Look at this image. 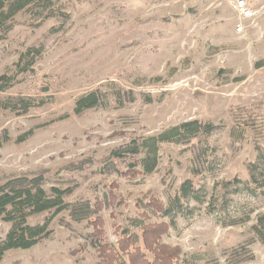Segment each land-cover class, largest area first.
Returning <instances> with one entry per match:
<instances>
[{
  "label": "rangeland",
  "instance_id": "374dc122",
  "mask_svg": "<svg viewBox=\"0 0 264 264\" xmlns=\"http://www.w3.org/2000/svg\"><path fill=\"white\" fill-rule=\"evenodd\" d=\"M237 1L56 0L69 16L65 22H41L18 13L12 30L0 40V75L14 74L15 62L28 47H41L42 53L32 71L18 74L0 98L49 101L22 114L0 110V183L12 174L42 173L46 189L75 186L70 201H96L106 194L109 202L99 214L105 241L115 244L119 228L139 212L138 200L155 197L164 203L191 177V145L173 143L160 146L157 169L148 177L95 173L110 149L134 136L192 119L211 121L218 129L201 144L215 169L194 180L205 182L209 194L218 192L220 182L246 180V164L255 161L257 146L264 148V0H245L253 12L249 18L241 17ZM238 24L241 32L236 31ZM95 88L131 92L133 100L118 105L110 97L106 108L73 115L74 100ZM63 115L60 121L40 125ZM232 127L242 128V139L229 135ZM31 128L26 141H16ZM84 159L93 165L82 171L66 168ZM117 166L126 171V160ZM205 206L188 221L178 219L163 241L187 255L198 253L225 264L224 250L253 235L257 216L264 214V197L229 194L225 212L249 214L247 221L232 226H224ZM8 227L0 220V239ZM50 228V238L30 249L9 250L0 264L97 263L96 251L86 243L92 231L89 221H72L61 211ZM248 248L253 257L240 264H264V243L255 241Z\"/></svg>",
  "mask_w": 264,
  "mask_h": 264
},
{
  "label": "trees",
  "instance_id": "16d2710c",
  "mask_svg": "<svg viewBox=\"0 0 264 264\" xmlns=\"http://www.w3.org/2000/svg\"><path fill=\"white\" fill-rule=\"evenodd\" d=\"M22 12L29 13L34 20L41 22L49 18L61 19L65 22L69 17L56 4V0H0V40L12 30L15 16ZM41 53L42 48L35 46H30L21 52L14 64V74L0 75V92L12 87L18 74L32 71ZM110 97L118 105L133 100L131 92L122 94L116 88L114 92L95 88L84 92L74 100L72 114L81 116L90 109L106 108L109 106ZM48 101L47 98L7 96L0 98V110L22 114L32 108L42 107ZM64 117L66 115L49 119L40 125H50ZM245 124L249 125L248 122ZM250 125L256 128L254 124ZM217 129L218 126L211 121L198 119L183 121L158 133L134 136L127 142L110 149L108 154L98 161L101 166L95 172L97 174L135 173L148 177L157 169L159 149L162 144L191 145L192 156L189 160L191 177L183 179L164 203L155 197L138 200L139 212L136 216L128 217L126 226L118 229L119 237L115 244L105 241L103 220L99 214L109 202L106 194L104 199L96 201L89 199L70 201L75 186L62 188L51 185L46 189L45 177L42 173L6 176L0 183V220L8 223L9 227L0 239V261L9 250L30 249L50 238L53 233L50 228L53 217L61 211H66L72 221H89L92 226V231L86 235V243L97 253L96 264H200L202 260H204L203 264H219L215 258L203 257L198 253L187 255L180 247L163 241L170 229L177 226L178 219L185 221L192 219L202 205H206V211L215 214L218 221L222 220L224 226H232L247 221L249 214L236 217L225 212L223 204L227 205L229 194L237 195L244 192L251 198L264 197V148L260 146H257L255 161L246 164L248 173L246 180L234 177L220 182L217 184L216 194L214 192L209 194L205 182L194 180L195 177H201L215 169L213 158H209L206 147L201 143L203 138L209 137ZM254 131L257 135L260 133L263 135L259 129ZM32 133L33 128L19 135L16 141L24 142ZM229 135L234 139H242L244 131L242 128L232 127ZM123 160H126V171H122L117 166V161ZM92 165L93 160L84 159L73 162L66 168L82 171ZM252 211L250 210L249 213ZM45 213L51 215L44 216L39 222H30L33 217ZM252 232L253 235L242 244L224 250L225 264H240L252 259L249 245L255 241L264 243V214L257 216Z\"/></svg>",
  "mask_w": 264,
  "mask_h": 264
},
{
  "label": "built area",
  "instance_id": "2783aa9c",
  "mask_svg": "<svg viewBox=\"0 0 264 264\" xmlns=\"http://www.w3.org/2000/svg\"><path fill=\"white\" fill-rule=\"evenodd\" d=\"M235 7L239 10L242 18L252 17L253 12L246 8L245 0H238L235 4ZM243 30V26L238 24L236 27V31L241 32Z\"/></svg>",
  "mask_w": 264,
  "mask_h": 264
}]
</instances>
